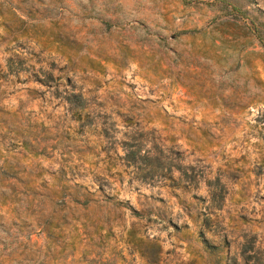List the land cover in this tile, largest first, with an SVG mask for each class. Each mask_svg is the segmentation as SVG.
Instances as JSON below:
<instances>
[{
  "label": "rangeland",
  "instance_id": "rangeland-1",
  "mask_svg": "<svg viewBox=\"0 0 264 264\" xmlns=\"http://www.w3.org/2000/svg\"><path fill=\"white\" fill-rule=\"evenodd\" d=\"M0 0V264H264V0Z\"/></svg>",
  "mask_w": 264,
  "mask_h": 264
},
{
  "label": "trees",
  "instance_id": "trees-1",
  "mask_svg": "<svg viewBox=\"0 0 264 264\" xmlns=\"http://www.w3.org/2000/svg\"><path fill=\"white\" fill-rule=\"evenodd\" d=\"M222 1L227 2L233 8H238L236 0H222Z\"/></svg>",
  "mask_w": 264,
  "mask_h": 264
}]
</instances>
